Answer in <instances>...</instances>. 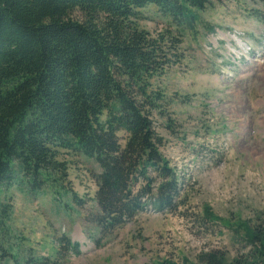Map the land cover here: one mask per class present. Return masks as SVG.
I'll use <instances>...</instances> for the list:
<instances>
[{"label": "trees", "instance_id": "1", "mask_svg": "<svg viewBox=\"0 0 264 264\" xmlns=\"http://www.w3.org/2000/svg\"><path fill=\"white\" fill-rule=\"evenodd\" d=\"M211 1L0 0V194L15 177L30 193L67 191L63 154L73 151L99 169L92 174L99 238L148 206L176 213L178 179L153 123L165 115L166 98L152 81L173 64L178 42L141 28L140 10L153 6L169 26L189 30ZM10 213L0 201V227ZM204 213L215 219L206 207ZM260 221L235 222L245 254L227 262L213 252L203 263L264 264ZM22 264L58 262L31 257Z\"/></svg>", "mask_w": 264, "mask_h": 264}, {"label": "rangeland", "instance_id": "2", "mask_svg": "<svg viewBox=\"0 0 264 264\" xmlns=\"http://www.w3.org/2000/svg\"><path fill=\"white\" fill-rule=\"evenodd\" d=\"M140 14L141 28L178 42L173 64L152 81L166 98L165 115H154L153 123L182 205L176 213L148 206L99 238L92 176L99 169L80 153H64L67 191L45 186L30 193L17 177L1 191L11 213L0 227V264L31 257L58 264H204L205 254H224L228 262L247 252L234 225L264 220V7L256 0H212L189 30L169 26L153 6Z\"/></svg>", "mask_w": 264, "mask_h": 264}]
</instances>
